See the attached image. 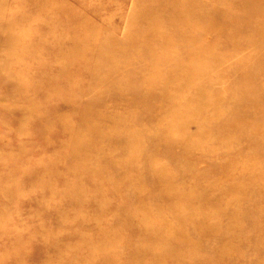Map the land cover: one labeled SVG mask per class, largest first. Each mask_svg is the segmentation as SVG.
<instances>
[{
  "label": "bare ground",
  "instance_id": "bare-ground-1",
  "mask_svg": "<svg viewBox=\"0 0 264 264\" xmlns=\"http://www.w3.org/2000/svg\"><path fill=\"white\" fill-rule=\"evenodd\" d=\"M162 3H145L142 17L153 15L149 9L154 4L156 10L164 8ZM179 4L185 8L166 25H180L178 34L186 33L171 56L174 69L182 67L180 60L186 62L183 78L142 83L135 78L121 83L115 77L90 79L93 87L102 88L92 104L107 105L103 113L92 107L77 112L83 133L71 143L73 156L85 165L104 162L115 172L107 174L96 165L89 170L83 164L73 170L80 177L77 188L92 178L96 191H110L113 197L130 191V209L118 208L113 214L129 213L128 223L139 225L130 255L136 264H264V85L259 86L264 83V0H231V6H223L225 0ZM218 41L227 49L215 46ZM6 43L0 39V48ZM117 66L118 71L109 73L117 78L128 74ZM81 83L59 79L40 89L46 93L66 87L73 94ZM159 111L166 115V125L144 136L146 120ZM58 117V126L65 125ZM134 117L143 119L133 123ZM188 121L197 126L194 135L184 133ZM158 139L165 143L160 150ZM140 146L147 147L145 154L138 152ZM123 148V157L113 160ZM156 152L161 153V166L151 169ZM197 161L203 165L197 167ZM216 195L229 200L213 204ZM204 237H210L208 245ZM176 248L180 252L174 254ZM249 252L255 257L248 258Z\"/></svg>",
  "mask_w": 264,
  "mask_h": 264
},
{
  "label": "rangeland",
  "instance_id": "rangeland-1",
  "mask_svg": "<svg viewBox=\"0 0 264 264\" xmlns=\"http://www.w3.org/2000/svg\"><path fill=\"white\" fill-rule=\"evenodd\" d=\"M153 1L0 0V39L7 40L0 48V264H136L130 255L139 225L128 223L129 213L113 214L118 208L130 209V191L113 197L110 191H96L97 180L92 178L77 188L80 177L73 170L84 159L74 158L76 148L71 143L83 133L77 112L92 107L103 113L107 105L92 104L102 88L93 87L90 79L115 77L121 83L135 78L142 83L183 78L186 62L180 60L182 67L174 69L171 56L174 44H182L186 33L178 34L180 25H166V20L183 11L179 2L184 0H161L164 8L156 10L154 4L147 8L153 15L144 19L143 5ZM223 6H231V0ZM214 45L227 49L223 41ZM117 65L129 75L110 74L118 71ZM59 79L82 83L73 94L66 87L46 93L40 89L41 84ZM58 116L65 125L58 126ZM166 119L162 111L153 112L143 121L144 136L157 133ZM196 132L197 126L188 121L184 133ZM164 144L162 139L155 141L157 150ZM126 149H120L113 160L123 157ZM138 152L145 154L147 147L140 146ZM155 158L151 169L161 166V153L156 152ZM95 165L85 167L92 170ZM202 165L197 161V167ZM96 166L107 174L115 172L104 162ZM225 200L229 198L216 195L212 203ZM101 209L109 214L102 215ZM102 238L103 245L98 242ZM201 240L207 244L210 237ZM98 245L102 249L90 254ZM178 252L176 248L174 254ZM252 257L255 254L249 252L248 258Z\"/></svg>",
  "mask_w": 264,
  "mask_h": 264
}]
</instances>
